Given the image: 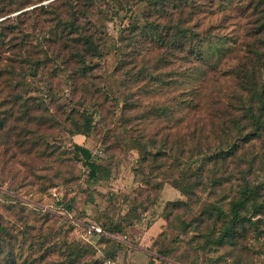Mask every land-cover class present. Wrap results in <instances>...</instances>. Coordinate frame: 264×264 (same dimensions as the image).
Instances as JSON below:
<instances>
[{"label": "rangeland", "instance_id": "1", "mask_svg": "<svg viewBox=\"0 0 264 264\" xmlns=\"http://www.w3.org/2000/svg\"><path fill=\"white\" fill-rule=\"evenodd\" d=\"M122 1L123 6L95 0L88 4L86 17L80 15L101 53L88 56L89 67L81 73L80 66L53 57L59 43L50 37L61 30L55 15L69 18L62 0H0V119L11 112L0 128V239L9 243L0 248V264H11L10 257L14 264H67L71 248L90 243L84 237L86 225L103 229L104 222L116 219L132 222L117 236L126 234L137 243L135 235L155 216L161 217L166 202L174 201L159 200L160 190L150 185L160 182L164 173L173 175L176 167L173 150L162 160L164 166L152 172L160 177L145 185L149 162L138 165L139 147L131 137L150 151L151 140L157 148L164 141L170 148L186 137L210 101L229 90L224 73L237 63L242 43L250 39V17L235 8L237 0ZM114 8L117 14L111 13ZM177 16L187 20L182 26L215 35L204 46L205 58L175 54L150 26H171ZM169 34H164L167 41ZM43 52L49 58L41 72L12 87L26 69L21 60L44 58ZM196 102L197 111L190 108ZM82 111L91 117L92 127L86 135L70 136V117ZM72 142L92 151L93 159L109 171L107 179L88 178V168L72 153ZM255 143V151L262 150L261 142ZM196 193L202 204L207 193ZM179 199L186 200L182 195ZM141 201L146 211L137 208ZM201 204H192V211L180 218L189 222ZM176 221L165 222V235L148 247L150 262L144 256L131 258L127 247L105 258L112 242L97 235L90 243L94 256L79 264H264V248L243 254L227 247L201 251L202 240L183 234ZM160 248L170 251L168 258L155 253Z\"/></svg>", "mask_w": 264, "mask_h": 264}, {"label": "trees", "instance_id": "2", "mask_svg": "<svg viewBox=\"0 0 264 264\" xmlns=\"http://www.w3.org/2000/svg\"><path fill=\"white\" fill-rule=\"evenodd\" d=\"M62 1L66 4L64 12L69 18L63 19L60 13L55 15L57 26L61 30L52 33L50 37V41L59 43L53 57H61L65 64L73 62L74 67L80 66L81 73H85V69L89 67L86 58L101 55L98 42L91 34L86 33V28L79 21L80 15L86 17L88 4L95 0ZM111 1L123 6L122 0ZM212 1L207 0V3ZM236 6L241 14L250 17L247 21L250 39L242 43L243 53L237 63L224 73L230 81L225 95L219 96L215 102L210 101L204 115L195 118L190 125L191 130L186 137L176 139L175 145L170 148L166 147V141L157 148L151 140L150 151L131 137V141L139 147L138 165H148L149 162V172L143 179L145 185H150L152 178L160 177L152 172L163 167L162 160L166 154L175 150L172 165L176 167V171L173 175L162 174V180L150 186L161 192L164 185L168 184L186 198L166 202L161 215L164 225L153 239L154 245L165 235V222L168 225L177 220L183 234L193 233L191 239L199 237L202 240L199 244L201 251H217L227 247L243 254L264 248V0H237ZM40 8L46 9V6L42 5ZM193 10L187 15L188 20L194 14ZM116 11L114 8L111 13L117 14ZM175 19L176 22L171 26L160 23H150V26L159 40L174 48L175 54H181L186 59L205 58L204 46H208L216 38L215 35L207 31L201 34L193 26H182L187 20L181 22L179 16ZM168 33L170 36L167 41L165 35ZM70 34L75 36L71 37ZM64 54L68 57L64 58ZM48 58L45 54L44 58L27 57L21 60L26 69L20 70V80L15 79L12 87L23 85V77H34L41 72ZM77 72L74 69V73ZM9 74L14 76L13 69H10ZM197 104H191L190 108L197 111ZM10 115L11 112H8L1 117L0 128H3L4 120ZM70 118V136L86 135L90 131L92 119L87 113L82 111ZM257 141L261 142L262 150L255 151ZM183 144L188 145L184 151ZM71 146L74 157L88 168V178L107 179L109 171L93 159L90 149L76 142H72ZM185 152L187 157H184ZM182 164L185 166L180 168ZM136 168L133 169L134 176L138 174ZM142 174L145 173L142 171ZM196 191L207 193L202 204ZM192 204L201 205L197 215L187 222L180 217L192 211ZM142 207L141 201L137 208L147 210V207ZM178 210L183 212L177 213ZM131 223L116 219L104 222L102 227L105 233L117 235L123 233L125 226ZM0 230L3 232L4 228ZM97 235L104 237L105 242H112L104 250L107 255L105 258L114 257L121 248L120 243L108 235L96 234L95 237ZM3 243L9 244L7 239H0L1 249ZM92 246L90 243H78L71 248L66 257L69 258L67 264H79L84 257L94 256ZM155 253L165 259L170 251L160 248ZM9 262L15 263L11 257Z\"/></svg>", "mask_w": 264, "mask_h": 264}, {"label": "crops", "instance_id": "3", "mask_svg": "<svg viewBox=\"0 0 264 264\" xmlns=\"http://www.w3.org/2000/svg\"><path fill=\"white\" fill-rule=\"evenodd\" d=\"M170 197L168 198L167 196ZM166 200H176L181 197L179 192L171 187L164 186L160 192L159 200L162 198ZM160 203V201H159ZM164 225V221L160 216H155L153 220L145 226L143 231H141L137 236L135 235L136 242L129 241V244L122 246L121 248L128 249L127 253L131 255L137 256H144L145 260L149 262V250L148 247L151 245L153 239L158 235Z\"/></svg>", "mask_w": 264, "mask_h": 264}, {"label": "built area", "instance_id": "4", "mask_svg": "<svg viewBox=\"0 0 264 264\" xmlns=\"http://www.w3.org/2000/svg\"><path fill=\"white\" fill-rule=\"evenodd\" d=\"M96 234H103V235H108L111 238L115 239L116 241H118L122 246L129 244V241L127 240V235H121V236H115V235H109L107 233H105L103 231V229L100 226L94 225V224H88L85 226L84 229V237L86 238V240H88V242H90L91 244H94V237ZM109 264H113V261L109 260L108 261Z\"/></svg>", "mask_w": 264, "mask_h": 264}]
</instances>
